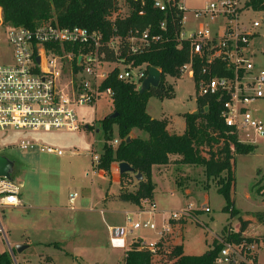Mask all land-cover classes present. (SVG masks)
Instances as JSON below:
<instances>
[{
	"label": "rangeland",
	"instance_id": "rangeland-1",
	"mask_svg": "<svg viewBox=\"0 0 264 264\" xmlns=\"http://www.w3.org/2000/svg\"><path fill=\"white\" fill-rule=\"evenodd\" d=\"M242 1H246L247 9L248 0ZM116 2V10L110 18L127 17L128 3L124 0ZM201 5L202 2L192 1L187 7L197 8ZM185 19L182 28L185 35L197 31L201 24L214 30V25L207 21H196L191 14H186ZM240 20L244 24L253 21L261 24L250 38L249 52L253 55L256 67L264 70V13L250 10L242 14ZM6 28L8 26L0 25L2 66H9L12 63V51L6 41ZM164 82L173 89V98L163 100L150 98L147 101L146 112L154 120H170L172 128L169 130L178 134L184 127L183 116L197 111L196 90L193 81L186 75L178 79L165 77ZM251 112L264 125V99L255 102L251 106ZM109 114L111 103L107 99H101L95 109L86 107L77 110L82 125L77 132L65 130L0 132V158L12 164L10 178L14 184L21 185V196L27 202L25 208L0 209V253L6 251L12 256V250L15 253L13 258L19 262L18 264H39V255L50 256L53 264H96L95 260L103 253L111 254L113 259L102 264L124 263V251H112L106 244L103 234L105 227L99 212L107 218L119 211L136 213L137 206L106 199L107 195L108 197L118 195L120 185L114 180V174L112 180L109 177L99 178L93 161V157L100 156L104 144L99 122ZM85 126L91 129L87 131L84 129ZM113 129L114 140L119 144L116 129ZM137 133L135 131L134 136L144 140L147 138L144 133H141V136ZM239 140L249 139L241 137ZM21 141L31 142L35 149L20 150L18 146ZM253 145L255 150L252 154L236 155L234 158L231 200L232 208L239 217L250 221L244 233L245 237L260 239L264 234V217L260 224L256 221L255 215L264 213V137L255 139ZM48 148L60 151L61 156L40 152V149ZM203 170V167L169 165L161 169V172L165 171L161 174L154 172V182L157 185L154 203L157 211L152 215L132 216L133 221H149L159 228L163 219L171 213L190 209V218L171 223L170 234L161 242L167 246L166 251L173 246H181L186 256L199 257L212 248L214 240L222 241L223 231L239 230V223L231 220L229 213L222 211L225 202L217 193L218 179L206 180ZM126 177L123 179L127 184V191L135 192L137 182L132 177ZM224 177L225 174H222L220 179ZM73 194H77L78 197L71 206L68 199ZM49 205L58 206L61 211L46 213L40 210L41 207L46 208ZM203 208H208L209 212H203ZM44 221H56L60 227L41 233L37 231V226L39 223L43 225ZM68 222L73 224L76 231L87 227L93 234L83 235V231L80 233L77 231L76 235L79 236L71 240ZM113 224L123 230L126 224L125 216L116 215ZM137 240L151 244L157 242L158 238L155 233L146 229L133 231L128 235L127 241L131 243L128 248L131 249ZM17 241L22 242L23 245L20 246L26 247L22 253H17L16 247L13 246ZM34 241L58 243L66 253L52 247L40 248L33 244ZM263 242L260 240L256 245ZM99 248H104L105 252ZM160 252L152 257L153 263L159 264L158 262L162 261L163 253ZM256 256L258 263L264 264V246L257 248ZM46 262L42 260V264Z\"/></svg>",
	"mask_w": 264,
	"mask_h": 264
},
{
	"label": "built area",
	"instance_id": "built-area-1",
	"mask_svg": "<svg viewBox=\"0 0 264 264\" xmlns=\"http://www.w3.org/2000/svg\"><path fill=\"white\" fill-rule=\"evenodd\" d=\"M132 1L140 6L139 15H143L146 0ZM192 1L202 2L201 7L188 8L187 4ZM245 2L152 0L153 9L166 18L159 22L158 34H152L148 29H132L124 36L113 34L106 40L100 31L81 27L62 28L51 21L32 29L6 28L12 63L9 66L0 65V132H77L82 126L77 110L86 107L95 109L101 99L111 101L112 90L102 88L109 73L116 70L117 81L140 90L150 68L146 65L134 67L122 55H141L149 51L167 39L161 34L165 35L171 25L177 28V31L174 29L177 49L181 48L182 43H186L189 49V60L178 69L179 77L186 75L193 81L197 97L212 98L220 104L219 119L223 127L234 132L238 140L241 137L250 140H239L241 144H254L255 139L264 137L263 123L251 112V106L264 99V70L256 67L249 52L250 38L261 24L258 21L244 24L240 20L242 14L251 10L246 9ZM186 14H191L196 21H207L214 25V30L201 24L197 31L185 35L182 28ZM115 19L107 18L111 24ZM108 53L118 59L107 61ZM195 62L200 65L197 82L194 81ZM109 145L115 149L118 141L113 140ZM18 148L26 151L35 149V146L31 142L21 141ZM40 152L61 156L60 151L50 148L40 149ZM93 161L96 166L99 157H93ZM19 190L20 187L12 180L0 178V209L17 208L20 205ZM76 199L77 194L71 195L69 204L72 206ZM156 211L154 202L142 200L136 213L125 214L126 233L146 229L157 236L155 243L137 241H141V248L148 250L153 257L161 251L159 245L170 234L171 223L191 217L189 208L171 213L163 219L159 228L152 222L132 219L135 214L152 215ZM203 212L208 213L209 209L203 208ZM124 239L112 238L109 245L113 249L124 250ZM259 246H264V242L246 248L224 243L216 264H259L256 256ZM13 264H18L14 258Z\"/></svg>",
	"mask_w": 264,
	"mask_h": 264
},
{
	"label": "trees",
	"instance_id": "trees-1",
	"mask_svg": "<svg viewBox=\"0 0 264 264\" xmlns=\"http://www.w3.org/2000/svg\"><path fill=\"white\" fill-rule=\"evenodd\" d=\"M116 1L0 0L2 25L32 29L51 21L62 28L81 27L89 31H100L105 40L113 34L124 36L132 29L140 31L148 29L152 34L159 33L157 26L166 18L153 9L152 0H146L141 16L139 15L140 6L132 0H127L128 16L123 19L116 18L111 24L107 18L116 10ZM247 7L253 12L264 13V0H248ZM174 29L177 31V28L169 25L167 33L161 34L167 39H163V42L149 51L141 55L126 57L122 55L126 58V62H131L134 67L146 65L147 68L159 70L161 80L157 88H150L144 93H139L133 85L117 81L116 70L109 73L103 82L102 88H110L113 96L110 101L111 114L99 122L104 144L95 168L109 177L113 165L127 164L133 173L120 175V193L116 199L121 203L138 207L142 200L153 202L155 191L151 174L153 168L168 165L203 167L206 180L218 179L217 193L225 202L222 211L229 213L230 219L239 223V230L223 231L222 241L214 240L212 248L199 257L184 255L181 246H173L166 251L167 246L159 245L163 258L158 263L216 264L217 255L223 248L221 243H232L246 248L258 244L260 240L264 241V234L260 239L245 237L244 233L250 221L239 217L232 208L231 200L234 185L232 173L234 158L236 155L252 154L255 147L241 144L234 132L223 127L219 119L220 104L212 98L196 96L197 114L183 116L184 131L181 135L168 132V119L154 120L148 115L146 105L150 98L158 100L173 98V89L166 86L165 77L178 79V69L189 60V49L186 43H182L181 48L177 49ZM116 59L118 58H115L112 53L106 55L107 61L113 62ZM199 73L200 65L195 62V82L199 79ZM205 108L207 111H204ZM113 115L116 116L111 119ZM113 128L116 129V138L119 140L115 149L109 145L115 139ZM90 129L91 127L88 126L86 130ZM134 130L144 133L147 138L145 140L140 137L130 138V142L126 143V139ZM172 158L175 160L172 161ZM136 174L142 175V181L137 183L135 192H128L123 178L127 176L134 179ZM222 174H225V177L220 179ZM263 217L264 213L255 215L256 221L260 224ZM141 246V241L136 242L125 253L124 264H156L152 261V254ZM0 264H13V259L8 253H0Z\"/></svg>",
	"mask_w": 264,
	"mask_h": 264
},
{
	"label": "crops",
	"instance_id": "crops-1",
	"mask_svg": "<svg viewBox=\"0 0 264 264\" xmlns=\"http://www.w3.org/2000/svg\"><path fill=\"white\" fill-rule=\"evenodd\" d=\"M172 126V124H171V122H170V120H168V127H167V130H168V132L170 133L171 132V134H175V135H181L182 133H183V131H184V127L183 128H181V132L179 133L178 132V134H176V132H174L173 130L172 131H170L169 129L170 128H172L171 127ZM85 129V128H84ZM86 130V129H85ZM138 133V136H141V132H139V131H137ZM134 133H135V130L134 131H132V133H131V135H130V138H136L137 136H134ZM134 136V137H133ZM141 138V137H140ZM252 146H254L253 144H252ZM173 160H175V158H172V161ZM169 166V165H168ZM167 167V166H166ZM164 167H155V168H153L152 169V182L154 183V185H155V191H154V196H155V192H156V189H157V185H156V183L154 182V172H156L157 174H161L162 172H165V171H162L161 172V169H163ZM164 170H166V169H164ZM115 175V178H114V180L117 182V183H119V185H120V175H119V172H118V165L116 164V165H113L112 167H111V174H110V176H109V178H110V180H112L113 179V176ZM97 176L99 177V178H104V177H108V176H105L104 175V173L103 172H101V171H98L97 170ZM20 188H21V185L19 186ZM20 191V190H19ZM120 193V192H119ZM107 195V194H106ZM116 196H118V195H116ZM116 196H113V197H108V195L106 196L107 198V200H112V201H118L117 199H116ZM78 197V196H77ZM153 202L155 201V198L153 197ZM19 201H20V205L17 207V208H9V209H19V208H25L26 207V201H25V199H23L22 198V196H21V191H20V195H19ZM119 202V201H118ZM123 204H125V203H123ZM125 205H127V204H125ZM128 205H130V204H128ZM136 207V206H135ZM28 209H30V206H28ZM40 210H42V211H45L46 213L48 212V211H50V212H57V211H61V208H59L58 206H55V205H49L48 207H46V208H43V207H41L40 208ZM70 211H73V210H70ZM126 213H129V212H127V211H119L118 213L116 212V213H113V215H109V216H111V217H107L106 218V216L104 217L103 216V214H102V212H99V214H100V216H101V219H102V224H103V226L105 227V230H104V237H105V240H106V244H107V246L109 245V240L110 239H112V238H125L124 239V241H125V249L124 250H121V251H124L123 252V262H124V256H125V253L129 250V245L131 244H129L128 243V235H131V234H128V233H126L125 232V230H127V229H125V228H123V230L120 228V227H118V226H114V224H113V222H114V219H115V216L116 215H118V214H120V215H124L125 216V214ZM46 221V220H45ZM43 222V225H41V223H39L38 224V226H37V231H39V232H41V233H43V232H46V231H50V230H54V228L55 227H60V225L55 221H49V222ZM84 221H86V220H84ZM54 222V223H53ZM89 222V221H88ZM87 223V222H86ZM110 223V224H109ZM68 226H70V229H71V232L69 233V236H70V238L69 239H74L75 237H77V236H79V235H76V233H77V231L80 233L81 231H83V235H92L93 233H92V231H90L87 227H83V228H80V229H78L77 231L74 229V227H73V224H71V222H68ZM1 231H2V229H1ZM27 230H24V232H26ZM124 235H125V237H124ZM138 241V240H137ZM132 242V241H131ZM35 246H38V247H40V248H49V247H52V248H54V249H56L57 251H59V252H64V253H66L65 251H64V249H62V247L58 244V243H50V242H41V241H34V243H33ZM17 245H23L22 244V242L21 241H17V242H14L13 243V246H17ZM25 247V246H24ZM26 249V248H25ZM100 250H102L103 252H105V249L104 248H99ZM109 249L110 250H112V251H118V250H120V249H113V248H111L110 247V245H109ZM94 250H97V249H94ZM106 250H107V248H106ZM23 252V251H22ZM21 252V253H22ZM2 253H4V252H2ZM5 253H7L6 251H5ZM11 254H12V256H13V251L11 250ZM14 255H15V253H14ZM66 255H68V254H66ZM185 255V254H184ZM14 257V256H13ZM45 260V261H47L46 262V264H53V262H52V258L50 257V256H48V255H46V256H43V255H39V264H42V260ZM74 259H76V258H74ZM113 259V257H112V255L110 254H104L103 253V255H101V256H99V257H97V259L95 260V263L97 264H99V263H108V261L109 262H111V260ZM16 262H17V260L16 259H14ZM41 260V261H40ZM17 263H19V262H17ZM22 264H24V263H22ZM124 264V263H123Z\"/></svg>",
	"mask_w": 264,
	"mask_h": 264
},
{
	"label": "water",
	"instance_id": "water-1",
	"mask_svg": "<svg viewBox=\"0 0 264 264\" xmlns=\"http://www.w3.org/2000/svg\"><path fill=\"white\" fill-rule=\"evenodd\" d=\"M161 80V73L160 71H158L157 69L154 68H150L148 71V76L147 78L144 80L139 93H144L146 91H148L150 88H157L159 83ZM204 111H206L204 109ZM200 113H202L200 111ZM192 114H197V112L195 111ZM116 115L111 116L110 118L113 119ZM88 126H85V129H87ZM130 142V137L126 139V143ZM12 172V164L9 163L8 160L4 159V158H0V178H5L6 180L10 181V173ZM118 172L119 175H123V174H132L133 170L127 165V164H119L118 165ZM134 180L139 183L142 181V175L141 174H136L134 176ZM26 247L24 246H16L15 250L17 253H21L22 251L25 250ZM13 259V256H11Z\"/></svg>",
	"mask_w": 264,
	"mask_h": 264
}]
</instances>
